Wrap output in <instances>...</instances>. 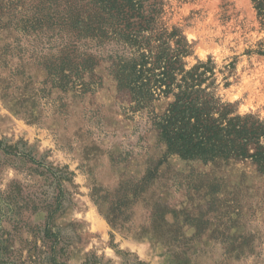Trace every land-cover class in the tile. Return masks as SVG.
I'll list each match as a JSON object with an SVG mask.
<instances>
[{
	"label": "rangeland",
	"instance_id": "rangeland-1",
	"mask_svg": "<svg viewBox=\"0 0 264 264\" xmlns=\"http://www.w3.org/2000/svg\"><path fill=\"white\" fill-rule=\"evenodd\" d=\"M50 7L0 0V264H264V174L166 154L148 113L118 97L108 47L82 45L90 69L64 71L71 38ZM157 26L184 37L186 68L212 60L222 100L264 121L251 0H162Z\"/></svg>",
	"mask_w": 264,
	"mask_h": 264
},
{
	"label": "trees",
	"instance_id": "trees-1",
	"mask_svg": "<svg viewBox=\"0 0 264 264\" xmlns=\"http://www.w3.org/2000/svg\"><path fill=\"white\" fill-rule=\"evenodd\" d=\"M48 2L52 10L64 7V31L71 38L64 46V71L75 70L81 77L90 69L88 59L78 54L82 45L108 47L104 60L118 97L129 103L133 113H148L166 154L204 162L249 160L264 174V121L222 100L210 58L185 67L188 48L184 37L176 29H158L162 0ZM251 3L264 32V0ZM257 53L264 55V49ZM70 58L73 63L66 66ZM161 97L167 100L156 112L155 103Z\"/></svg>",
	"mask_w": 264,
	"mask_h": 264
}]
</instances>
